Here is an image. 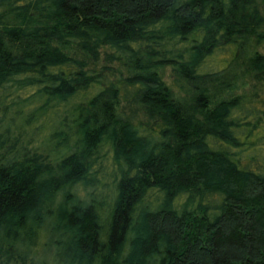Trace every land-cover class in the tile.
I'll list each match as a JSON object with an SVG mask.
<instances>
[{"label": "trees", "instance_id": "trees-1", "mask_svg": "<svg viewBox=\"0 0 264 264\" xmlns=\"http://www.w3.org/2000/svg\"><path fill=\"white\" fill-rule=\"evenodd\" d=\"M0 264H264V0H0Z\"/></svg>", "mask_w": 264, "mask_h": 264}, {"label": "rangeland", "instance_id": "rangeland-1", "mask_svg": "<svg viewBox=\"0 0 264 264\" xmlns=\"http://www.w3.org/2000/svg\"><path fill=\"white\" fill-rule=\"evenodd\" d=\"M164 72H165V75H166L165 78H167L169 80V78H168L169 72H170L169 68H165ZM239 92H241V90H235V93H239Z\"/></svg>", "mask_w": 264, "mask_h": 264}]
</instances>
